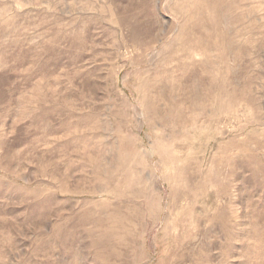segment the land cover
I'll list each match as a JSON object with an SVG mask.
<instances>
[{
  "label": "rangeland",
  "instance_id": "obj_1",
  "mask_svg": "<svg viewBox=\"0 0 264 264\" xmlns=\"http://www.w3.org/2000/svg\"><path fill=\"white\" fill-rule=\"evenodd\" d=\"M0 264H264V0H0Z\"/></svg>",
  "mask_w": 264,
  "mask_h": 264
},
{
  "label": "bare ground",
  "instance_id": "obj_2",
  "mask_svg": "<svg viewBox=\"0 0 264 264\" xmlns=\"http://www.w3.org/2000/svg\"><path fill=\"white\" fill-rule=\"evenodd\" d=\"M172 59V58H171Z\"/></svg>",
  "mask_w": 264,
  "mask_h": 264
}]
</instances>
